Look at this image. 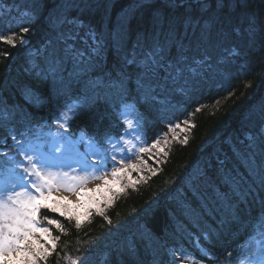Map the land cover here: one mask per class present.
<instances>
[{"label":"snow or ice","instance_id":"obj_1","mask_svg":"<svg viewBox=\"0 0 264 264\" xmlns=\"http://www.w3.org/2000/svg\"><path fill=\"white\" fill-rule=\"evenodd\" d=\"M240 3L242 0H167L173 12L167 16L156 13L151 29L138 34L130 48L126 32L113 33L117 60L108 69L101 67L108 47L105 37L78 16L69 15L78 4L70 0H30L29 7L21 8L0 0V44L26 51L25 71L33 83L24 84L21 94L28 103L39 107L45 93L47 99L59 100L84 77H88L91 90V96H78L64 106L52 122L55 131L44 132L42 126L28 124L19 133L9 132L10 144L7 139L0 140V264H49L54 255L57 264L60 260L87 264V255L73 258L64 252L68 245L61 247L62 237L70 234L69 228L78 232L85 222L91 224L93 215L111 226L108 210L140 182L132 174L143 180L142 168H148L152 176L156 175L144 154H151L159 146V152L167 157L170 143L187 146L189 133L197 127L194 117L208 107L198 104L184 119L166 122L167 131L148 143L141 138L144 117L136 104L166 113L175 107L173 100L190 96L209 69L238 57L242 47L264 52V17L253 12L234 22L224 11ZM259 3L264 4V0ZM41 19L43 36L39 44L33 45L29 33ZM233 37L240 43H230ZM215 50L228 55L216 58ZM11 56L9 51L0 52L4 60ZM97 70L104 74L92 79ZM234 94L230 91L228 97ZM112 96L121 100L117 110L122 126L119 136L104 134L98 142L84 133L78 138L68 135L69 122L87 107L89 100ZM128 97L133 98L131 103ZM213 104H219V100ZM18 111V107L0 108V128L9 125ZM20 117L27 118L23 112ZM169 133L176 134L169 139ZM241 136L243 139H239ZM237 140L245 146L241 162L246 175L226 178L225 184L245 202L247 197L252 202L259 197L264 208V99L250 110L237 130ZM82 144L84 151L80 149ZM149 159L159 165L154 154ZM93 181L100 183L88 187ZM245 184L248 187L241 193ZM220 199L230 211V219L221 223L225 227L240 223L244 209L231 202L228 192L220 194ZM254 229L250 242L238 246L241 252L235 258L232 251L225 250L221 261L220 254L210 250L216 238L211 232L201 234L207 246L200 243V237L196 239L200 258L176 249H169V255L178 264H205L206 260L233 264V259L235 264H264V212L256 218ZM140 239L150 247L153 237L142 233ZM120 253L135 259L136 241L129 239ZM152 264H160L155 252Z\"/></svg>","mask_w":264,"mask_h":264},{"label":"trees","instance_id":"obj_2","mask_svg":"<svg viewBox=\"0 0 264 264\" xmlns=\"http://www.w3.org/2000/svg\"><path fill=\"white\" fill-rule=\"evenodd\" d=\"M54 2L55 0H49V3ZM70 2L78 4L79 7L70 9L69 15L78 16L86 25H90L105 37L108 47L103 53L101 67L108 69H111L117 60V52L112 41L113 33L126 32V44L130 48L138 34L151 29L152 19L156 13L167 16L173 12L167 7V0H70ZM2 3L21 8L30 6V0H2ZM224 11L231 15L234 22H240L250 17L253 12H259V15L264 17V4H260L259 0H242L235 9ZM32 27L33 31L29 33V38L33 45H37L43 36L44 20L41 19ZM2 28L0 25V29ZM230 43L240 41L233 37ZM3 51L11 52L12 56L7 60L0 57V108L18 107L19 111L9 125L0 128V140L7 139L10 144L9 132L19 133L28 124L42 126L43 129L53 126V120L65 110L66 104L78 96L83 97L85 94L91 96V90L87 86L88 77H84L69 95L53 101L47 99L45 93L44 102L35 107L21 94L24 84L33 83L25 71L27 67L25 49H14L0 44V52ZM227 55V52L221 50L213 52L216 58ZM103 74L97 70L91 78L96 79ZM246 84L251 86L246 87ZM230 91L235 94L229 98ZM262 99H264V52L257 53L244 46L238 57H231L228 63L219 68L214 66L209 69L190 96L173 100L175 107L168 112L156 113L137 103L136 107L144 117L142 128L145 131V141L148 143L167 131L166 122L184 119L187 112L198 104L208 107L194 117L197 127L189 133L187 146L170 143L167 157L162 156L159 148L155 149L156 157L160 161L158 166L154 165L156 175L152 176L149 171H145V178L141 180L136 173L134 174L136 176L134 179L140 181L137 188L128 190L126 195L117 198L114 207L108 210L112 225L109 226L100 217L93 215L92 223L85 222L80 231L69 228L70 234L61 240V247L64 244L68 245L64 252L73 258L87 255V264H152L153 252L160 264H178L169 255V249L182 250L200 258L195 246L196 239L200 237V243L206 245L201 234L211 232L216 238L210 250L220 254L221 261L224 259L225 250L232 251L234 258L239 256L241 249L238 246L250 242V237L255 231L254 222L264 212V208L259 197L254 202L251 201V197L246 198L248 202L241 200L225 184V179L237 174L246 175L241 162L245 146L239 144L237 130L241 129L250 110ZM217 100L219 104L214 105L213 102ZM132 101L133 98L128 97V102ZM120 105L121 100L118 96L89 100L87 107L69 122V133L76 138L84 133L98 142L104 134L119 136L122 132L117 114ZM20 112L27 118L22 120ZM172 135L174 133H169V139ZM161 141L164 144L163 139ZM149 155L146 153L144 157L152 163ZM247 187V184L243 185L241 193ZM225 192H228L232 203H238L239 207L244 209L241 222L228 227L221 223L230 219V211L220 199V194ZM142 233L152 235L150 247L146 241L140 239ZM129 239L136 241L137 244L135 259L120 253L121 247ZM49 264H57L55 255L49 259ZM59 264L68 262L60 260ZM205 264L213 262L206 260ZM215 264H219V261Z\"/></svg>","mask_w":264,"mask_h":264},{"label":"rangeland","instance_id":"obj_3","mask_svg":"<svg viewBox=\"0 0 264 264\" xmlns=\"http://www.w3.org/2000/svg\"><path fill=\"white\" fill-rule=\"evenodd\" d=\"M42 131H44V132H49V131H55V126L53 125V126H48L47 128H45V129H43L42 128ZM176 133H174V135H175ZM68 135H70L69 133H68ZM141 138H142V131H141ZM143 139V138H142ZM161 144H163V142H161ZM84 147H85V145H84ZM83 147V148H84ZM82 148V146L80 145V149H81V151H83V150H85V148L83 149ZM158 148H159V146H158ZM83 149V150H82ZM148 154V153H147ZM155 155V157L157 156V151L155 150V149H153L152 150V153L150 154V155ZM144 159H145V157H143ZM135 163H139V160H136V161H134ZM148 164H149V166L150 167H154V168H156L150 161H148ZM142 171L143 172H145V171H149V169L148 168H142ZM135 173H133L132 175H133V178H136V176L134 175ZM96 183H100V181H93V182H91L89 185H88V187H90V188H93V187H95V184Z\"/></svg>","mask_w":264,"mask_h":264}]
</instances>
